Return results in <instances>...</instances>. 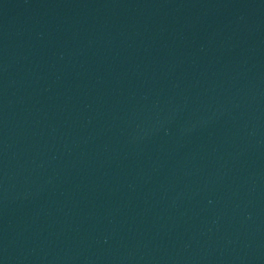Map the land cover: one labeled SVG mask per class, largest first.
<instances>
[{
    "label": "water",
    "instance_id": "95a60500",
    "mask_svg": "<svg viewBox=\"0 0 264 264\" xmlns=\"http://www.w3.org/2000/svg\"><path fill=\"white\" fill-rule=\"evenodd\" d=\"M0 264H264V0H0Z\"/></svg>",
    "mask_w": 264,
    "mask_h": 264
}]
</instances>
